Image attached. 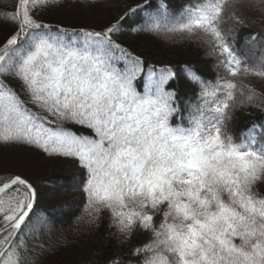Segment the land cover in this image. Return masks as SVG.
I'll return each mask as SVG.
<instances>
[{
	"label": "snow or ice",
	"instance_id": "6c2138e0",
	"mask_svg": "<svg viewBox=\"0 0 264 264\" xmlns=\"http://www.w3.org/2000/svg\"><path fill=\"white\" fill-rule=\"evenodd\" d=\"M62 5H0V26L12 27L0 41V148L74 160L84 172V222L98 227L107 213L119 246L148 234L132 248L138 264H264V125L238 136L231 127L237 109L264 103L245 82L264 79V35L252 33L247 51L233 39L243 9L264 14V0H193L177 13L161 5L133 29L202 42L216 57L223 75L214 81L185 68L199 91L183 99L170 67H146L113 39L142 6L100 30L37 18ZM36 198L26 178L0 175V264H38L25 234L42 228L32 222Z\"/></svg>",
	"mask_w": 264,
	"mask_h": 264
},
{
	"label": "trees",
	"instance_id": "16d2710c",
	"mask_svg": "<svg viewBox=\"0 0 264 264\" xmlns=\"http://www.w3.org/2000/svg\"><path fill=\"white\" fill-rule=\"evenodd\" d=\"M13 2L0 0V5ZM190 2L193 0H148L146 5L145 0H99V3L92 5L87 0H63L61 7L45 9L37 14V18L69 29L84 27L100 30L115 23L129 8L142 6L144 10H138L121 21V31L115 33L113 39L140 56L146 62V67H170L176 76L170 83L178 86L183 99L199 91L187 80L185 68L194 69L203 79L214 81L218 75H223L222 69L217 67L216 57L209 53L208 46L202 42L133 29L139 27L147 15L154 14L161 5H165L170 13H177ZM243 12L246 25L236 31L233 39L237 48L247 51L250 46L255 47L249 41L252 33L264 35V14L254 7H245ZM11 31V26H0V41ZM245 82L257 93L264 94V79L249 76ZM7 83L20 93L22 99L25 98L18 81L9 79ZM261 125H264V103L257 101L255 105L237 109L231 127L238 136L250 127ZM73 130L87 133L82 128L74 127ZM4 173L21 175L36 189L37 198L31 217L32 222H38L42 228L35 233L25 229V234L39 257L38 264H108L113 257L122 259L124 264H138L132 255V248L147 242L148 234L137 232L128 243L119 246L108 237L107 213L98 227L87 225L84 222L86 196L81 185L84 172L74 160L49 156L32 146L13 145L0 148V175ZM261 188L264 190V186Z\"/></svg>",
	"mask_w": 264,
	"mask_h": 264
},
{
	"label": "rangeland",
	"instance_id": "374dc122",
	"mask_svg": "<svg viewBox=\"0 0 264 264\" xmlns=\"http://www.w3.org/2000/svg\"><path fill=\"white\" fill-rule=\"evenodd\" d=\"M70 208H72V205L70 206V204H68Z\"/></svg>",
	"mask_w": 264,
	"mask_h": 264
},
{
	"label": "bare ground",
	"instance_id": "6f19581e",
	"mask_svg": "<svg viewBox=\"0 0 264 264\" xmlns=\"http://www.w3.org/2000/svg\"><path fill=\"white\" fill-rule=\"evenodd\" d=\"M36 203V202H35Z\"/></svg>",
	"mask_w": 264,
	"mask_h": 264
},
{
	"label": "water",
	"instance_id": "95a60500",
	"mask_svg": "<svg viewBox=\"0 0 264 264\" xmlns=\"http://www.w3.org/2000/svg\"><path fill=\"white\" fill-rule=\"evenodd\" d=\"M36 202V201H35Z\"/></svg>",
	"mask_w": 264,
	"mask_h": 264
}]
</instances>
